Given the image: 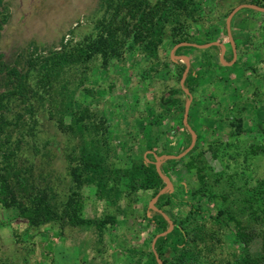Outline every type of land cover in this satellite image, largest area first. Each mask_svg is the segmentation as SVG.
I'll return each mask as SVG.
<instances>
[{
    "label": "rangeland",
    "instance_id": "1",
    "mask_svg": "<svg viewBox=\"0 0 264 264\" xmlns=\"http://www.w3.org/2000/svg\"><path fill=\"white\" fill-rule=\"evenodd\" d=\"M251 1L195 0L197 17L184 41L168 30L155 58L131 37L107 66L101 55L81 57L75 76L65 66L55 77L50 58L87 47L97 26L114 17L109 0H0V68L4 62L25 73L36 59L29 99L15 96L5 112L2 139L14 164L0 169L9 184L2 194L0 183V264H150L162 231L147 212L159 206L170 227L171 218L201 209L197 219L218 238L213 257L234 261L249 253V264H264V11L239 9L230 20L232 42L227 28L231 12ZM211 42L225 48L193 45ZM180 56L200 77L194 84L186 76L189 92L176 93L188 63ZM11 88L0 70V94ZM86 107L105 126L99 142L108 157L110 193L102 196L85 173L71 124V111ZM144 158L164 179L158 195L155 188L129 186L125 170ZM163 192L169 194L160 205ZM34 197L49 200L56 219L42 216ZM220 212L229 224H216ZM238 231L251 236L248 244L235 239ZM163 252L162 258L172 257L173 242Z\"/></svg>",
    "mask_w": 264,
    "mask_h": 264
},
{
    "label": "trees",
    "instance_id": "2",
    "mask_svg": "<svg viewBox=\"0 0 264 264\" xmlns=\"http://www.w3.org/2000/svg\"><path fill=\"white\" fill-rule=\"evenodd\" d=\"M149 0H109L110 7L114 10V17L108 20H103L101 24L97 26L98 36L92 39L87 47L76 48L72 52H56L50 62L52 69L50 72L59 77L60 70L68 66L71 67L73 75L75 76L78 69L74 64L77 63L78 58L96 59L97 55H101L104 59V64L107 66L110 59L115 55V51L125 46L133 37V43L141 44V51L147 53L149 57L155 58L157 56L156 51L158 46L163 41V35L168 30L172 32L174 38L178 42L184 41L183 38L186 34L188 25L191 21H194L197 17V10L193 11L195 0H160L156 5L151 8L148 5ZM252 3H258L257 0H252ZM262 6H264L262 4ZM154 9V10H152ZM125 13L122 19L117 17ZM129 18L135 19L136 22L133 25H128ZM139 31V33L137 32ZM133 33V35H132ZM183 36V38H180ZM36 60V59H35ZM35 60H30L29 68L25 73H22L17 67L6 66L4 62H1L0 70L6 72L10 82H12V88L9 91L2 92L0 94V169L9 166L12 168L14 164L13 158L9 150H5V135L4 127L7 125V119L5 120V112L10 108L9 102L17 95L25 96L29 99L30 90L27 84V78L31 67L36 66ZM182 67L186 68L185 65ZM61 68V69H60ZM183 68V69H184ZM85 71V70H83ZM182 75V73H180ZM183 76V75H182ZM194 84L199 82V72L190 70L187 74ZM52 80H49V88H51ZM66 90L68 88H65ZM182 89L176 90V93L183 92ZM65 91V90H64ZM90 91V90H87ZM29 94V95H28ZM27 99V100H28ZM174 98L171 96V104ZM165 106V105H164ZM72 118L71 124L74 133L79 135L81 142V153L84 163L85 173L90 180L98 182V194L100 196L109 194L110 188L108 171L110 168L107 163V155L103 153L101 146L103 137L104 124L95 121V114H92L91 110L86 107L80 111H71ZM105 144V142H104ZM173 160L169 158L168 161ZM125 175L130 177L131 183L129 186L134 190L141 189H156L155 195H158L160 188L164 182L161 177L157 164L151 160L144 158L141 163H135L132 168L125 170ZM110 175V174H109ZM0 174L1 193L5 194L8 190L9 184L5 181V178ZM113 187V186H111ZM170 192V191H169ZM169 192H163L159 195L157 202L160 205L165 204ZM40 199V200H39ZM37 210L42 216L48 220H54L57 217V211L53 210L50 201L42 197H34L33 199ZM162 206L157 209L148 208V217L150 221L158 229H161V233H157L156 240L151 247V262L150 264H249L251 254L242 253L235 258L234 261H223L213 257L212 252L215 249L216 241L218 240L216 232L207 227L206 223L197 219L198 213H202L201 209L193 206V211L186 217L171 218L173 221V229L170 228L169 218L165 215ZM68 210V209H67ZM69 211V210H68ZM217 225L223 223L229 224V216L224 212H220L215 217ZM235 239L238 242L244 241L247 244L251 236H248L245 231H238L234 233ZM249 237V238H248ZM247 238V239H246ZM171 241L174 245L175 254L170 258H162L164 255V248L167 243ZM211 258L212 260H209Z\"/></svg>",
    "mask_w": 264,
    "mask_h": 264
},
{
    "label": "water",
    "instance_id": "3",
    "mask_svg": "<svg viewBox=\"0 0 264 264\" xmlns=\"http://www.w3.org/2000/svg\"><path fill=\"white\" fill-rule=\"evenodd\" d=\"M244 7H251V8H254V9H257V10H260V11H264V6H260V5H257V4H253V3H246V4H241V5H239V6H237L232 12H231V14L229 15V17H228V20H227V28H228V33H229V38H230V41L232 42V31H231V28H230V20H231V18H232V16L239 10V9H241V8H244ZM182 44H188L187 42H183ZM190 44V43H189ZM212 44H218V45H222L223 46V48H225V46H224V44L223 43H221V42H211V43H209V44H206V45H197L196 43H193V45H195V46H200V47H206V46H210V45H212ZM174 51H175V49H174ZM224 53H225V50L222 52V54H221V56H220V58H221V60L222 61H225L224 60ZM179 57V56H178ZM181 57V56H180ZM181 58H186L187 59V61H188V63H187V67H186V69H185V72H184V74H183V76H182V80H181V84H182V86L184 87V81H185V79H186V76H187V73H188V71H189V68H190V60H189V58L187 57V56H182ZM186 90V92H189L188 91V89H185ZM175 92H174V90H172L171 92H170V95H173ZM162 101H164V98H162ZM169 102H171V100H169V101H167V102H164L165 104H168ZM187 109H188V106H187ZM187 110H186V115H185V117L187 116ZM185 122H186V119H185ZM173 228V224H172V226L167 230V232L168 231H171V229Z\"/></svg>",
    "mask_w": 264,
    "mask_h": 264
},
{
    "label": "flooded vegetation",
    "instance_id": "4",
    "mask_svg": "<svg viewBox=\"0 0 264 264\" xmlns=\"http://www.w3.org/2000/svg\"><path fill=\"white\" fill-rule=\"evenodd\" d=\"M222 61V60H221ZM228 64H232L231 62H228ZM181 86H182V84H181ZM182 88H183V86H182ZM173 96V95H172ZM171 99V98H170Z\"/></svg>",
    "mask_w": 264,
    "mask_h": 264
}]
</instances>
